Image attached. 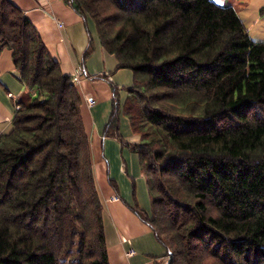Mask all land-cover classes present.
Returning <instances> with one entry per match:
<instances>
[{"label": "trees", "instance_id": "1", "mask_svg": "<svg viewBox=\"0 0 264 264\" xmlns=\"http://www.w3.org/2000/svg\"><path fill=\"white\" fill-rule=\"evenodd\" d=\"M67 1L134 73L127 145L159 244L174 264H264V42L213 0ZM36 31L0 0V55L37 91L0 137V264H110L81 96Z\"/></svg>", "mask_w": 264, "mask_h": 264}, {"label": "crops", "instance_id": "2", "mask_svg": "<svg viewBox=\"0 0 264 264\" xmlns=\"http://www.w3.org/2000/svg\"><path fill=\"white\" fill-rule=\"evenodd\" d=\"M9 1L31 20L65 75L74 79L76 71H82L75 86L81 96L84 126L104 205L110 264H163L169 257L167 251L157 241L143 214L138 213L140 210L151 216L152 206L146 200L149 191L139 156L129 147L139 145L141 136L134 133L124 114L134 73L119 68L116 57L107 53L100 43L94 22L82 18L67 0ZM213 1L228 5V0ZM90 44V54L86 55ZM18 73L13 51L4 49L0 55V137L12 130L19 102L37 94L23 85ZM116 130L125 145L111 134ZM131 249L137 255L129 258L127 253Z\"/></svg>", "mask_w": 264, "mask_h": 264}, {"label": "rangeland", "instance_id": "3", "mask_svg": "<svg viewBox=\"0 0 264 264\" xmlns=\"http://www.w3.org/2000/svg\"><path fill=\"white\" fill-rule=\"evenodd\" d=\"M227 4L236 10L255 41L264 40V0H228ZM146 200L151 204L150 195Z\"/></svg>", "mask_w": 264, "mask_h": 264}, {"label": "built area", "instance_id": "4", "mask_svg": "<svg viewBox=\"0 0 264 264\" xmlns=\"http://www.w3.org/2000/svg\"><path fill=\"white\" fill-rule=\"evenodd\" d=\"M60 27H63V25H60ZM76 72H77V73H76V75H75V77H74V79H73V82H74V83H78L80 77L82 76V71H81V70L76 71ZM90 103H91V104H94V101H90ZM135 255H137V252H136L134 249L129 250L128 253H127V256H128L129 258H132V257H134Z\"/></svg>", "mask_w": 264, "mask_h": 264}, {"label": "water", "instance_id": "5", "mask_svg": "<svg viewBox=\"0 0 264 264\" xmlns=\"http://www.w3.org/2000/svg\"><path fill=\"white\" fill-rule=\"evenodd\" d=\"M167 264H174L173 254H170V255H169V258H168V262H167Z\"/></svg>", "mask_w": 264, "mask_h": 264}]
</instances>
